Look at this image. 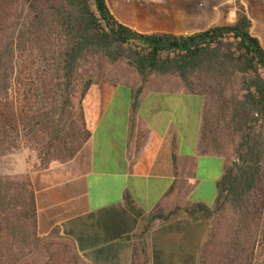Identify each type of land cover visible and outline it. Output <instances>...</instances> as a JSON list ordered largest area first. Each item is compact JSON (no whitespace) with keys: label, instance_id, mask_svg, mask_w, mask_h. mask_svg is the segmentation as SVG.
Returning <instances> with one entry per match:
<instances>
[{"label":"trees","instance_id":"1","mask_svg":"<svg viewBox=\"0 0 264 264\" xmlns=\"http://www.w3.org/2000/svg\"><path fill=\"white\" fill-rule=\"evenodd\" d=\"M135 3L0 0V158L23 140H36L38 128L49 130L48 104L59 95L61 111L74 100L80 111L82 132L59 139L68 145L59 160L70 161L82 147L77 144L90 137L82 104L104 64L125 63L142 82L177 78L214 109L204 115L202 153L223 156L213 133L218 120L229 119L236 138L214 206L194 204L183 211L197 220L232 219L226 264H264V41L255 20L236 0L233 24L186 34L140 32ZM50 154L51 147L44 168ZM178 213L157 210L149 223ZM41 237L29 177L0 179V264H36L30 256L40 250Z\"/></svg>","mask_w":264,"mask_h":264},{"label":"crops","instance_id":"2","mask_svg":"<svg viewBox=\"0 0 264 264\" xmlns=\"http://www.w3.org/2000/svg\"><path fill=\"white\" fill-rule=\"evenodd\" d=\"M154 8L166 9L135 3L140 32L189 33L150 16ZM82 107L87 142L70 161L28 174L40 235L57 232L85 264H200L210 224L183 209L212 208L227 166L202 153L204 98L174 77L104 79ZM157 210L179 213L150 224Z\"/></svg>","mask_w":264,"mask_h":264},{"label":"rangeland","instance_id":"3","mask_svg":"<svg viewBox=\"0 0 264 264\" xmlns=\"http://www.w3.org/2000/svg\"><path fill=\"white\" fill-rule=\"evenodd\" d=\"M138 4H156V7L162 5L166 9L147 11L151 15L161 16L166 25L176 29L193 31L207 29L218 25H230L236 20L235 3L236 0H134ZM248 6L251 17L255 20L256 33L264 41V0H242ZM147 19H153L149 17ZM158 19V18H156ZM152 22L146 21L147 25ZM157 23V22H154ZM160 23V22H159ZM95 82L104 79H117L125 82L139 83L142 80L125 63L104 64L93 74ZM61 98L55 96L53 101L48 104L47 114L50 116L49 130L38 128V138L32 137L23 140L19 148L13 154L0 158V179L17 180L22 177H29L28 174L34 170L44 168L43 157L47 155V149L51 147V163H61L59 158L66 143L61 139L69 141L73 139L78 132H82V123L80 121V111L76 100L67 111H61ZM209 104V105H208ZM205 104L204 115L213 111L212 105ZM213 133L217 139V146L220 153L231 162L232 152L235 144V135L229 119L218 120L214 124ZM60 139V140H59ZM81 142L77 146H82ZM49 165V166H50ZM163 211V210H162ZM176 211V210H174ZM174 211H171L170 214ZM173 218V217H172ZM210 230L205 247L202 251L200 264H226L225 251L233 238L232 219L228 216L213 217L210 221ZM206 245V244H205ZM78 256L73 244L53 233L48 237H41L40 250L34 252L30 258L36 264H78ZM205 259V260H204ZM80 264V263H79Z\"/></svg>","mask_w":264,"mask_h":264}]
</instances>
